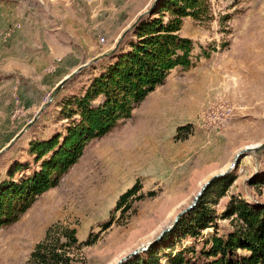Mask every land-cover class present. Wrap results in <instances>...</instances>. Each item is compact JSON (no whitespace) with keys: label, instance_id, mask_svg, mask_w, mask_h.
I'll return each mask as SVG.
<instances>
[{"label":"rangeland","instance_id":"obj_1","mask_svg":"<svg viewBox=\"0 0 264 264\" xmlns=\"http://www.w3.org/2000/svg\"><path fill=\"white\" fill-rule=\"evenodd\" d=\"M152 2L0 0V150L60 80L110 51ZM210 4L208 19L188 17L180 31L193 42L191 66L173 69L129 118L89 141L55 187L39 195L16 222L0 228V264H25L56 223L76 228L80 242L94 238L90 245L69 250L71 264H116L170 225L212 175L230 167L238 151L264 140V0ZM108 57L69 79L36 122L0 153V181L13 162L31 160V140L64 131L61 104L80 93ZM261 170L264 147L243 153L227 171L234 181L225 196L209 205L218 216V234L233 228L231 219L220 218L231 197L264 204V185L251 183ZM132 186L136 195L116 207ZM201 244L183 238L180 245L199 250ZM140 257L145 251L129 260L137 264ZM159 264L167 262L161 258Z\"/></svg>","mask_w":264,"mask_h":264},{"label":"trees","instance_id":"obj_2","mask_svg":"<svg viewBox=\"0 0 264 264\" xmlns=\"http://www.w3.org/2000/svg\"><path fill=\"white\" fill-rule=\"evenodd\" d=\"M210 15V0H157L153 11L139 20L125 44L107 58L85 88L61 104L64 131L31 140L27 148L31 160L15 161L8 168L6 178L0 181V228L16 222L39 195L55 187L89 141L129 118L173 69L191 66L193 42L180 35L184 20H206ZM233 181L231 174L214 179L196 206L178 219L173 231L163 235L136 263L159 264L164 258L167 264H264V204L251 205L240 196L231 197L220 218L231 219L233 228L225 235L217 233L218 216L209 205L225 196ZM251 183L263 186L264 170ZM137 191L136 186L127 189L116 207L125 205ZM207 229L213 232L203 234ZM183 238L200 240L201 247L181 246ZM93 241L80 242L76 228L53 224L25 264H71L69 250Z\"/></svg>","mask_w":264,"mask_h":264},{"label":"water","instance_id":"obj_3","mask_svg":"<svg viewBox=\"0 0 264 264\" xmlns=\"http://www.w3.org/2000/svg\"><path fill=\"white\" fill-rule=\"evenodd\" d=\"M157 0H153L152 4L149 6V8H147L145 11H143L141 14H139L137 16V18L123 31V33L121 34L119 40L117 41V43L115 44V46L108 52L102 53L96 57H94L92 60H90V62L79 66L76 70H74L72 73H70L69 75H67L65 78H63L62 80H60L57 85L53 88V90L50 92L47 100L40 106V108L38 109V111L36 112V114L31 118V120H29L24 127L9 141V143H7L1 150L0 153L6 149H8L10 146H12L21 136L22 134L27 131L37 120V118L39 117L40 113L42 112V110L47 107L50 102L53 100V98L55 97V95L58 93V91L63 87V85L69 80L71 79L76 73H78L82 68L86 67L87 65H89L92 62H95L101 58L107 57V56H111L115 53L116 49L118 48L120 42L122 41V39L126 36V34L130 31L133 30L135 28V26L137 25V23L139 22V20L145 15V14H149L153 11V8L156 4ZM264 147V140L259 143L258 145L254 146L253 148H247L245 147L243 150L238 151L235 156L234 159L230 165V167L224 171V172H219L216 173L214 175H212L200 188V190L197 191V193L194 195L192 201L190 202V204L188 206H186L184 209H182L180 212H178L174 218L173 221L170 225H168L167 227L163 228L154 239H152L151 241L142 244L141 246L134 248L131 252L127 253L126 255L122 256L117 262L116 264H124L125 262H127L131 257L138 255L139 253L148 250L152 245H154L155 243H157L164 234L168 233L169 231H171L174 226L176 225L178 219L185 214L186 212H188L189 210L193 209L199 198L202 196V194L204 193V191L206 190V188L208 187V185L217 177L223 176L227 173L228 170L232 169L233 167L236 166V164L238 163L240 156L245 153V152H254L257 151L261 148Z\"/></svg>","mask_w":264,"mask_h":264}]
</instances>
